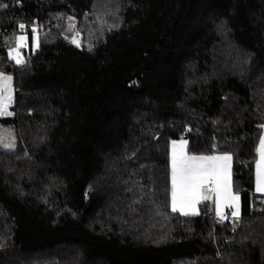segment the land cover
I'll return each mask as SVG.
<instances>
[{
    "label": "trees",
    "instance_id": "trees-1",
    "mask_svg": "<svg viewBox=\"0 0 264 264\" xmlns=\"http://www.w3.org/2000/svg\"><path fill=\"white\" fill-rule=\"evenodd\" d=\"M0 73V264H264V0H0ZM175 140L231 156L238 220L171 210Z\"/></svg>",
    "mask_w": 264,
    "mask_h": 264
},
{
    "label": "snow or ice",
    "instance_id": "snow-or-ice-1",
    "mask_svg": "<svg viewBox=\"0 0 264 264\" xmlns=\"http://www.w3.org/2000/svg\"><path fill=\"white\" fill-rule=\"evenodd\" d=\"M71 17L69 20L71 21ZM20 34L15 37V47L8 52L10 60L23 66L26 62L21 55V50L27 47L28 37L23 34L25 25H18ZM32 49L39 46L38 29L33 27ZM73 43H76L75 39ZM14 101L13 77L0 73V115H11L9 107ZM3 139V138H0ZM4 147H13L12 143H5ZM185 144L172 145V211L181 215H195V206L201 199H209L210 196L203 193L207 187L208 193L215 192L217 196V216L225 218L221 209L225 206L235 208L232 216L239 219V196L233 194L229 183L231 156H189L185 152ZM259 160L257 161L256 191L264 193V136L259 138Z\"/></svg>",
    "mask_w": 264,
    "mask_h": 264
},
{
    "label": "crops",
    "instance_id": "crops-1",
    "mask_svg": "<svg viewBox=\"0 0 264 264\" xmlns=\"http://www.w3.org/2000/svg\"><path fill=\"white\" fill-rule=\"evenodd\" d=\"M3 74V73H2ZM5 75H7V74H5ZM11 107V106H10ZM10 107H9V110H10ZM262 136H264V128H263V134H262ZM173 142H176V144H181V143H184L185 144V152H186V154H187V142L185 141V140H175V141H172L171 142V144H170V164H171V160H172V145H173ZM258 147H259V145H258ZM258 152V151H257ZM188 155V154H187ZM214 156H223V155H214ZM197 157H199V156H197ZM259 153H258V159H257V161L259 160ZM230 173H229V177H230V179H229V183H230V185H231V167H232V160H231V162H230ZM256 165H257V163H256ZM256 174H257V167H256V169H255V192L257 193V194H262V195H264V193H260V192H257L256 191ZM171 177H172V167H171ZM231 189H232V186H231ZM203 193L205 194V195H208V196H210V198L209 199H201V201L198 203V204H196V206H195V211H196V213L198 214L199 213V204L201 203V202H208V203H212V205H213V209H214V212L215 213H217V196H216V193L215 192H211V193H208V189H207V187H205L203 190ZM233 192V191H232ZM233 194H234V192H233ZM236 195V194H235ZM171 202H170V207H171V204H172V179H171V200H170ZM171 210H172V207H171ZM236 209L235 208H229V207H227V206H225V207H223L222 209H221V211H222V213H223V216H225L226 214H230L231 216H232V212L233 211H235ZM178 212V211H177ZM178 213H180V212H178ZM197 214H195V215H197ZM239 215H240V199H239Z\"/></svg>",
    "mask_w": 264,
    "mask_h": 264
},
{
    "label": "rangeland",
    "instance_id": "rangeland-1",
    "mask_svg": "<svg viewBox=\"0 0 264 264\" xmlns=\"http://www.w3.org/2000/svg\"><path fill=\"white\" fill-rule=\"evenodd\" d=\"M29 46L32 49V41L30 43H28V41H27V47H25L24 49H27ZM22 50H21V55H22ZM9 112H11V111L9 110ZM8 116H10V115H0V117H8ZM0 138H3V139H0V150L1 151H7L8 152V151H15L16 150V143H15V139H14L13 132H12L11 128L0 126ZM5 143H12L13 147L6 148V147H4Z\"/></svg>",
    "mask_w": 264,
    "mask_h": 264
}]
</instances>
